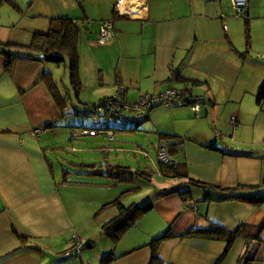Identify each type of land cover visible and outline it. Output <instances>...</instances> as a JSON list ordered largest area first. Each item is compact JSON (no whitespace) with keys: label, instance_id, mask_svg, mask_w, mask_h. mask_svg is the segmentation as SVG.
<instances>
[{"label":"crops","instance_id":"0c3cea01","mask_svg":"<svg viewBox=\"0 0 264 264\" xmlns=\"http://www.w3.org/2000/svg\"><path fill=\"white\" fill-rule=\"evenodd\" d=\"M4 1L9 8L1 12L0 49L6 44L27 47L33 34L47 32L57 17L77 24L79 86L72 98L60 89L54 63L19 58L5 69L0 53V264H99L107 252L118 256L110 264H149V241L168 228L174 236L158 246L161 264H239L243 238L237 237L223 255V238L182 235L213 224L227 230L259 225L264 201L205 202L203 190L194 188L192 198L184 201L171 190L187 186L185 180L164 175L158 159L138 145L134 153H142L153 165V169L138 165L136 170L146 174L141 177L153 187L154 195L148 197H154V203L114 244L100 226L117 215V207L108 204L119 195H111L112 200L75 196L73 189L95 186L75 176L93 173L65 171L56 151L75 137L72 124L64 123L69 115L66 106L70 104L73 113L74 101L91 107L114 95L119 85L124 86L128 103L169 88L186 90L202 98L198 115L185 105H158L113 123L112 139L96 131L102 124L90 126L85 137L101 134L107 140L101 147L77 148L85 154L102 151L103 168L122 166L108 160L109 152L125 150V141L115 139L116 133L135 136L141 129L155 152L159 142L168 144L169 158L183 166L189 178L223 188L238 186L240 194L264 193V99L256 101L264 81V0H248L241 17L233 13L231 0H124L119 13L118 0ZM109 19L116 36L99 44L100 22ZM64 64L67 68L68 59ZM49 82L57 88L58 102L66 97L62 105ZM37 129L40 132L34 133ZM70 146L74 151L76 147ZM64 162L82 168L96 164ZM153 173L158 187L152 184ZM125 188L118 186L120 194L136 189ZM149 223L151 228H139ZM94 227L102 236L96 243L87 233ZM73 235L80 242L93 241V246L66 256ZM250 245L249 264H264V227L259 242Z\"/></svg>","mask_w":264,"mask_h":264},{"label":"trees","instance_id":"16d2710c","mask_svg":"<svg viewBox=\"0 0 264 264\" xmlns=\"http://www.w3.org/2000/svg\"><path fill=\"white\" fill-rule=\"evenodd\" d=\"M77 37H78V27L77 24L68 17H57L51 20L50 28L45 33H34L30 44L27 47H17L6 44L3 49H0V53L3 54L5 59V69H8L15 59H29L36 61H48L54 63L56 65H60L61 63H65L66 59H68L67 68L69 70L70 76V84L74 88L75 92L79 86V79L77 74L78 60H77ZM4 45V44H3ZM67 57V58H66ZM51 92L57 103L61 104V102L66 97H61L63 100L58 102L59 96L56 86L53 83L49 82ZM113 97H107L100 100L98 103L92 105L91 107L85 108L82 112L83 115H88L89 110L101 104L105 100L112 99ZM264 99V81L260 84L256 101L260 104ZM63 104V102H62ZM61 104V105H62ZM155 107V106H154ZM153 108V107H152ZM150 108V109H152ZM149 109V110H150ZM148 110V111H149ZM147 112V111H146ZM78 110L74 108V114H77ZM144 113V112H121L119 116L116 115H102V113L98 114V118H92L93 120L100 121L102 125L100 128H96V131L99 133H106L111 131L114 133L113 123L115 121H124L129 120V116L131 114ZM73 125H71L72 127ZM83 130H87L88 132L91 130L82 125ZM74 127H72L73 129ZM134 129V127L129 128ZM82 130V131H83ZM109 137V136H108ZM110 139V138H109ZM160 170L164 175L171 178H180L184 179L187 186L183 187L182 185L175 187L171 190V192L176 191L181 198L185 201L187 198H192V189H201L203 190V198L202 200L205 202H224V201H239L243 203L249 204H260L264 201V193H247L240 194L238 193L237 187L223 188L218 185L201 182L198 180H194L189 178L186 174V170L183 166L176 165V163H163L158 161ZM91 167L89 166V169ZM93 168V167H92ZM94 174H102L106 177L126 180L130 181L135 176V174L144 176L146 175L142 171H134L129 169L127 166H111L107 169H93L89 173ZM240 188V187H239ZM253 189V188H250ZM115 205L118 209L117 215L104 222L100 226L101 233L110 239L113 243H117L122 235L130 229L135 222L146 212L150 211L153 207L151 202L144 203L139 205L137 203H131L128 206L123 205L119 197L114 199L108 205ZM106 206V205H105ZM264 227V220L256 226L249 225H239L234 230H227L218 225H211L207 229H197L190 228L188 229L182 236L185 237H195V238H203V239H218L223 238L226 241V248L223 253L226 254L233 244L234 240L237 237H241L245 240V250L241 257L238 260L239 264H249L251 257L248 256L251 252V242L260 240V233ZM173 233L168 228L161 234L153 237L148 246L151 248V260L149 264H161V260L158 256V246L159 244L170 237H173ZM71 242H73L71 240ZM82 243V247L80 250L76 251L74 249V245H71L69 248V254L73 255L79 253L82 249L87 247L91 248L93 246V241L86 240ZM66 255V256H67ZM118 258L113 252H107L101 256L99 264H110Z\"/></svg>","mask_w":264,"mask_h":264},{"label":"rangeland","instance_id":"374dc122","mask_svg":"<svg viewBox=\"0 0 264 264\" xmlns=\"http://www.w3.org/2000/svg\"><path fill=\"white\" fill-rule=\"evenodd\" d=\"M4 4V5H3ZM9 8V4L8 2L3 0V3L0 5V17H1V12L4 11L5 9ZM8 16L6 18H3V20L7 21ZM1 23V22H0ZM66 62V61H65ZM65 64L64 62L61 63L60 65H55L54 64V72H55V78L59 84L60 89L63 90V92H68L70 93L72 98H75V90L74 88L71 86L70 84V76H69V71L68 68L64 67ZM88 92V91H86ZM74 101V99H73ZM76 102V101H74ZM75 108L80 111L82 110V112L85 110V106H83L82 104L74 103ZM70 104H68L66 106V111L69 113V115L65 118V125H70L72 124L74 127L72 129V127H70V131L72 130V135L75 136L73 139H70L71 142L65 141L62 144V147L60 149H58L56 151V153L61 156L62 159H60V161H62V167L64 168L65 171H70L73 174H80V173H84V172H89L93 169H102L103 164L102 161L105 159L103 152L102 151H91L87 154L82 153L80 149H78L77 147H89V146H100L104 145L102 143H104L107 139L105 135H101V134H96V135H89V136H84L83 134V127H87L89 128L90 126L96 127V126H100L102 123L100 121L97 120H93L92 118L86 116V115H81L82 112H78L77 115L74 114V111L72 113V109L73 108L71 106V108L69 107ZM71 112V113H70ZM134 117H136V115L131 114ZM140 115V114H138ZM115 122H119V121H115ZM114 122V123H115ZM117 124V123H115ZM114 124V125H115ZM147 128L151 127L150 122H148L146 124ZM90 129V128H89ZM138 133H137V132ZM135 136L133 134H128V135H124L121 134L122 132H118L115 135V139H118V137L123 138V144L125 145V150L121 151V152H109V156H108V160L110 161V164L112 165L113 163H122V166H126V165H130V167L132 168V170L136 171V168L138 167V165H141L144 167H148L149 169H153V165L151 163V160L148 157H144V155L142 153H138L135 152V149L138 148V145L141 146V148L143 150H145L150 158H152L153 160H157V155L156 152L154 150V148L149 144L146 143V141L144 140L146 138V134L144 132H141V129L135 130ZM141 132V133H140ZM141 136V137H140ZM147 138L152 139V137L150 135H147ZM73 145L75 146V150L72 151L71 150V146ZM116 145V143H115ZM135 148V149H133ZM139 149V148H138ZM133 152V153H132ZM65 159L67 160H72L75 162H89V163H96L93 167L94 168H90L89 167H80V166H71L70 163L68 162H64ZM51 160L55 161L53 156H51ZM135 168V169H134ZM58 169V167H57ZM104 170L106 169L105 167L103 168ZM156 173L151 174V179H152V184H154L156 187H158L159 185V179H157V177L155 176ZM80 181L81 179H83L82 181L86 180L89 181V183L91 184H95V186H91L88 187L87 189H83V188H77V189H73V194L75 196H77L78 198H84V197H91V198H95V197H103V198H109L110 200H112V196L115 193V197L116 198L118 195V197H120V202L123 203V205L128 206L130 205L132 202H135L139 205H142L144 203L147 202H151L152 205L154 203V197L150 198L148 196H153L154 193H151L150 190H153V187L149 184V182L147 181L146 178L141 177L140 175L135 174V176L132 178V180L129 181V183H131L130 185L127 182H118L113 180L112 178H108L105 175L102 174H94L90 177H88V175H77L75 176V180ZM146 179V180H145ZM95 181V182H93ZM121 181V180H120ZM120 183V184H119ZM123 185H126V188L133 187L136 189L132 188L130 190H128L127 192H124L123 194H120L123 190H119L118 191V186L123 187ZM125 188V189H126ZM109 190V191H108ZM147 197V198H146ZM95 221V220H94ZM139 228H151V224H140ZM88 235H90V239L93 240L96 243V239L97 238H102V236L100 235V233L97 232L96 227H94V230L90 229V231L87 232ZM82 242L86 241L85 240H81ZM115 244V243H114ZM95 245V244H94ZM98 248V246H97ZM93 249V248H92ZM92 249H87V251H90Z\"/></svg>","mask_w":264,"mask_h":264},{"label":"built area","instance_id":"2783aa9c","mask_svg":"<svg viewBox=\"0 0 264 264\" xmlns=\"http://www.w3.org/2000/svg\"><path fill=\"white\" fill-rule=\"evenodd\" d=\"M120 1L115 5V12H120ZM231 7L233 13L237 17L245 15L248 7V0H231ZM225 28V26H224ZM116 32L113 25V20H104L100 22V27L97 35V41L99 44H105L106 42L114 39ZM124 86L119 85L116 93L112 95V99L105 100L101 104H98L94 108L89 110L88 115L92 118H98V114L107 115L111 114L119 116L121 112H146L150 108L158 105L162 106H188L191 110L198 115L200 104L202 103V98L200 96L193 95L186 90H178L174 88L166 89L165 91L157 95H144L140 97L137 101L128 103L124 98ZM235 118L232 117L231 122L235 125ZM40 130L37 129L34 133H39ZM84 134H88L87 130H83ZM110 139L113 138V133L111 131L106 132ZM168 144L165 142H159L156 146V154L158 161L163 163H174L168 155ZM72 243L76 251L80 250L82 243L79 241L76 235H73ZM69 251L65 252V255L69 254Z\"/></svg>","mask_w":264,"mask_h":264},{"label":"bare ground","instance_id":"6f19581e","mask_svg":"<svg viewBox=\"0 0 264 264\" xmlns=\"http://www.w3.org/2000/svg\"><path fill=\"white\" fill-rule=\"evenodd\" d=\"M123 3L125 4L124 0H121V1H120V9H121V11H122V9H123V8H122V4H123ZM127 10H128V8H127ZM122 12H123V11H122Z\"/></svg>","mask_w":264,"mask_h":264}]
</instances>
